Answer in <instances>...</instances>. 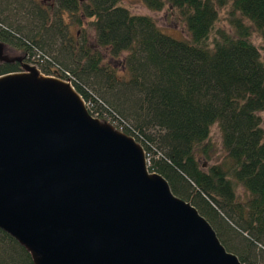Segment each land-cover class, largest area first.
<instances>
[{
  "label": "trees",
  "instance_id": "trees-1",
  "mask_svg": "<svg viewBox=\"0 0 264 264\" xmlns=\"http://www.w3.org/2000/svg\"><path fill=\"white\" fill-rule=\"evenodd\" d=\"M15 1H0V44L21 60L0 61V77L28 72L24 64L32 62L43 75L69 82L88 103L82 86L89 85L99 98L94 103L141 144L149 173L207 220L227 252L242 264L235 244L249 252L260 246L264 257V61L251 41L254 33L264 40V0H141L152 12L176 11L189 36L183 40L131 14L121 0H55L40 13L25 6L16 11ZM224 9L229 30L218 26ZM85 20L98 47L122 60L123 70L105 64L86 34H71ZM215 125L225 157L213 164ZM0 264L36 262L0 230Z\"/></svg>",
  "mask_w": 264,
  "mask_h": 264
},
{
  "label": "water",
  "instance_id": "water-1",
  "mask_svg": "<svg viewBox=\"0 0 264 264\" xmlns=\"http://www.w3.org/2000/svg\"><path fill=\"white\" fill-rule=\"evenodd\" d=\"M0 230L36 264H241L133 139L27 73L0 77Z\"/></svg>",
  "mask_w": 264,
  "mask_h": 264
},
{
  "label": "rangeland",
  "instance_id": "rangeland-1",
  "mask_svg": "<svg viewBox=\"0 0 264 264\" xmlns=\"http://www.w3.org/2000/svg\"><path fill=\"white\" fill-rule=\"evenodd\" d=\"M121 2L123 4V6L125 8H127L131 14L139 15V16H147V17L153 19L155 21V23L157 24V26L165 34L170 35V36H172L176 39H179V40L188 39L189 36H188L187 30H186L182 20L180 19L179 15L176 11H173V10L167 8L162 12H152L146 8V6L142 3L141 0H121ZM12 3H16V5L14 6V4H12ZM10 5H11V8L12 9L14 8L16 11L18 10L17 8L19 6H25L27 9L29 8V9L33 10V12H34V10H36L38 13H40L41 8L47 9L49 7L55 6V0H16L15 2H11ZM15 13H13V16L15 15ZM17 13H16V15H17ZM219 13H220V23L218 26L221 28L229 30L230 28H229L228 23L226 21V18L228 15V9L220 10ZM10 16L11 15H9V14L5 15L6 18H9ZM13 16L11 17L12 20H13ZM18 16H19V13H18ZM63 23L64 24L70 23V19L68 18L67 15L64 16ZM83 23H84L83 28L71 26L70 27L71 34L73 36L75 34H78V37H81V35L83 36L84 34H86V37H88L89 46L93 47L94 49H96L97 51L102 53L104 60H105V64L109 65L113 69H116L117 72L123 70V68H122L123 65L121 63L122 60L114 61L113 59H111V57L109 55V50H104V49H101L98 47L97 42H96V34L90 27H88L89 21L85 20ZM23 24H25V22ZM251 41L255 45V47L258 49L260 56H261L262 60L264 61V40L257 33H254ZM0 47H1L0 61H10V62L12 61L13 62V61H16L19 59L21 60V58H20L21 55L17 50L3 46L1 44H0ZM70 55H72V54H70ZM67 59H68V62L71 61V59H69L68 57H67ZM24 66H25V68H27V70H29L28 72H24V73H27V74H30L33 76H37L38 78H48L49 77V76L43 75L41 73V69L43 67H41L35 63H32V62L31 63H25ZM55 79L61 81L63 84H66L61 79H58V78H55ZM92 81H93V78L91 79V82ZM82 87H83V90L91 98L89 103L85 102L82 99V97L76 92L81 97V100L83 101V103L85 105V109L88 112H90V110H92V112L98 113V114L100 113V115H102V118L94 117V116H93V118L97 119L100 124L105 125V126H109L114 131H116L117 133L125 135L126 131L124 128H127L126 125L122 124L120 122V120H118L115 116H113L109 112H107L105 110L103 111L102 107L99 105L100 103H98V105L94 103V100H98L99 98L95 94V92L91 89V87L89 85L84 84ZM260 117L262 119V126L264 128V113L260 114ZM147 134L153 135V132H147ZM129 138L133 139L136 142V140L133 137H129ZM211 142L214 145L215 150H216L215 159L213 162V164H215V163H218L219 161H221L225 157V151H224L223 143H222V134L220 132L218 125L213 126L211 129ZM139 146L142 148L141 144ZM154 147H153L151 152H147L148 154L150 153L151 158H153V154L155 153ZM235 245H236L237 253L239 255H242L243 259L245 260V262L242 264H264V257L261 255V253L258 252L261 250L260 246L256 247L258 251H256L254 249L252 251L253 252L252 253V252H249L247 250L245 251V250L241 249V247H239V245L237 243ZM255 255H258V257L254 261L253 256H255Z\"/></svg>",
  "mask_w": 264,
  "mask_h": 264
},
{
  "label": "built area",
  "instance_id": "built-area-1",
  "mask_svg": "<svg viewBox=\"0 0 264 264\" xmlns=\"http://www.w3.org/2000/svg\"><path fill=\"white\" fill-rule=\"evenodd\" d=\"M68 84H70L69 82H67ZM71 85V84H70Z\"/></svg>",
  "mask_w": 264,
  "mask_h": 264
}]
</instances>
